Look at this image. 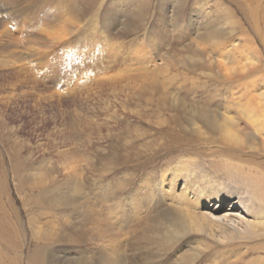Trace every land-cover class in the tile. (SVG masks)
Listing matches in <instances>:
<instances>
[{"label": "rangeland", "instance_id": "obj_1", "mask_svg": "<svg viewBox=\"0 0 264 264\" xmlns=\"http://www.w3.org/2000/svg\"><path fill=\"white\" fill-rule=\"evenodd\" d=\"M30 1L12 7L19 13L15 22L0 11V22L13 34L10 42L24 53V62L13 60L15 69L0 65V264H109L108 258L119 255L124 264H254L253 257L239 256L246 253L239 246L245 242L222 239L213 230L190 231L185 219L150 190L182 159H192L189 170L221 181L220 160L235 163L262 156L260 132L243 120L240 109L248 100L264 107V0H104L98 20L105 34L128 44L139 41L138 52L148 51L151 59L146 61L157 65L135 71L141 67L132 64L134 69L127 67L115 88L102 80L97 85L88 74L83 77L95 75L100 67L86 65L90 48L81 45L80 35L63 45L69 53H86L84 62L83 55L70 64L62 61L67 53L60 45L42 54L49 58L43 57L44 72L39 70L42 61L31 62L36 56L26 58L27 36L45 27L46 13H59L63 4L86 20L102 0ZM45 2L49 9L34 14L36 3L44 8ZM26 11L35 17L25 22L19 16ZM123 23L120 33L115 26ZM113 27L116 31L109 30ZM128 48L121 54L125 52V62L114 56L119 72L133 63ZM145 72L151 74L149 83L138 77ZM75 78L80 82L73 86ZM50 93L56 94L51 98ZM114 110L125 119L118 125L109 119ZM226 114L239 143L223 141L220 123ZM171 136L180 140L172 143ZM206 207L201 210L220 214L228 205L213 212ZM232 211L248 218L237 206ZM169 221L180 222L178 233H171Z\"/></svg>", "mask_w": 264, "mask_h": 264}, {"label": "bare ground", "instance_id": "obj_2", "mask_svg": "<svg viewBox=\"0 0 264 264\" xmlns=\"http://www.w3.org/2000/svg\"><path fill=\"white\" fill-rule=\"evenodd\" d=\"M21 1L22 0H0L1 15H3L6 18H9L13 22H15L16 21V19H15L16 14H19V13H17L18 11H16L12 7H14V5L17 7L19 2H21ZM103 2H104V0H102L99 3V5L93 10V12L91 14H89V17H87L86 20H84V17L80 13V11H78L77 9L72 10V9L68 8V6L64 7V6H62L63 4L61 5V3H60L61 8L60 9L58 8L60 10V12H59L60 14L59 13L56 14L54 12L53 13H46V14H48V17H44L43 16V18H45V23L47 22L45 27L41 28V29H36L34 31L32 30L33 31V32H31L32 34L27 36L28 37L27 38V43H29V44L26 45V49H27L26 50V53H27L26 54V58H28L30 56H34V57L36 56V61L31 60V62L32 63H36V62H41L42 61L41 63H38V64L42 65L41 67H39V70H43V72H44L46 69H48V68H46V66H47L46 64H47V60L49 58H48V55L45 54V56H47L45 59L48 58L45 61V59L43 58L45 56H43L42 54L46 53V51L50 50L51 48L60 45L62 52H66L67 53V54H64L62 56V58H61L62 61L68 62L70 64L71 61H73V59L74 60H76L77 58L81 59L82 55H83L84 57L81 59V61L84 62L85 60H83V59H85V57H87L86 53H84V54L80 53L79 49H78L79 50L78 52L76 50L72 49L71 52L69 53V52H67V50H69L70 48L68 46H64L63 45L65 43H68L70 41L71 37L73 38L75 36H79L80 35L79 36V41H80V43L82 42L81 45L84 48H88V47L90 48V52L88 50H86V49L82 51V52H87V51L89 52V54H87L89 61L87 59L88 64H86V65H89L90 62H93V63H95V64H93V66L98 65L100 67L99 69H102V70H99V69L97 70L96 69L97 72H96L95 75H90L89 74L90 72L82 73V75L84 77L85 75L88 74L87 76L88 77L89 76L92 77L91 79H94V82L96 81L95 83L98 82L97 85H102L101 82H99V81L102 80V81H107V83H109V85L111 84V86H114L113 88H115V85L120 83L119 80H121L122 77L124 76L123 73H125V69H127V67L130 68L129 66H131V68H133L135 66H140L141 68H139V69H134V68L133 69L135 71L142 69V71H143V70H146V68L151 66V65L152 66L156 65V64H154L153 60H152V62L151 61H149V62L146 61V59H145L146 57L150 58L148 56V54H150V53H147L148 51L145 52V53H141V54L138 52L139 51L138 49L141 47L140 46L141 44L140 45L138 44V43H140L139 41H133V42L128 44V43L121 42V41H124V40H120L119 41V39H115L114 36L113 37H109L108 35L105 34V31L101 29L102 27H100L101 24L99 25V20H98V16L100 14V9L102 7ZM135 3H137V2H135ZM128 4H130V3H128ZM36 5H38V9L36 10V12L34 14L41 13V9H43V11L45 9H49V7H47V5H46V2H45L44 8H41V7H43V4H41V3H36ZM137 5H138V3H137ZM255 6H257V5H255ZM19 10L21 12V9H19ZM256 10L257 9L255 8V11ZM137 11H138V9H137ZM34 14L30 15L28 13V14H26L24 16V13H21V15L19 17L21 18V20L25 21V19H28L27 18L28 16H31L29 18V20L33 19L35 17ZM253 15H255V13H253ZM5 17H3V18L5 19ZM253 17H255V16H253ZM49 18H50V20H49ZM253 19H256V18H253ZM40 20H42V18H40ZM253 23H255V22H253ZM258 23L259 22H258V19H257L256 20V24H254V25H257ZM19 24H21V23H19ZM117 24H119V23H117ZM103 25L104 24H102V26ZM262 25L264 26V19L262 21ZM11 26H13V25H11ZM14 26L18 27V24L14 25ZM125 27L126 26H125L124 23L115 26L116 29H119L120 33H121L122 30H124ZM258 27H259V25H258ZM109 30L116 31L114 29V27L109 29ZM15 31L17 32L18 30H15ZM24 31H26V30H24ZM114 33H116V32H114ZM12 35L13 34L10 31H8L7 27L4 26L0 22V65H2L4 68H7V69L14 68L13 64H15V63H13V60H16V61L20 60V61L24 62L23 56H21V54H24V53L17 52L18 50L16 51V45H14V43L10 42L11 39H9V38ZM21 41L22 40H20L18 42H21ZM18 42H17V44H18ZM234 43H235V41H234ZM126 45L129 46L130 52H131V56L130 57L128 56L129 58L128 57L127 58L128 59L131 58V62H133V63H129L130 65L127 64L125 66H122V68H121L122 71L119 72V71H117V69H114V63H116L115 61L119 60V59H122V61H124V62L126 61V60H123L124 56H125V52H124V55L121 56V54L123 52V49L125 48ZM82 46L78 45V47H82ZM66 48H69V49H66ZM19 49H20V47H19ZM110 50H112L111 55H109V56L107 55L103 59L101 57V55H104L103 53H106L107 51L109 52ZM19 51H22V50H19ZM144 51H146V50H144ZM223 52H225V51H223ZM38 54H40L41 56H39ZM91 54H92V56H91ZM27 55H29V56H27ZM245 55H247V54H245ZM114 56H116L118 59L114 60ZM221 56H224L226 58L228 57V55L226 53H222ZM247 56H249V55H247ZM94 57H101V58H96V61H95V60H93ZM134 58L137 61H135ZM68 60H70V61H68ZM249 60H250V57L248 59L242 61L243 62L242 65L246 61L249 62ZM43 61H44V63H43ZM253 62L255 63L256 60L253 61ZM209 63H210V61H209ZM132 64H134L135 66L132 65ZM223 64L224 63L222 61L220 63V66H221V69L223 70L224 74H226V66L223 65ZM10 65H12V66H10ZM147 65H149V66H147ZM262 67L264 68V66H262ZM28 68H30V66ZM244 70H245V68H244ZM244 70L242 69L241 71H244ZM112 72H114L113 76H111V74H113ZM221 74H222V72H221ZM150 75L151 74H149V73L146 74V72H145V74H142V75L140 73V75L138 77H141L142 78L141 80L147 82V80H148L147 76L150 77ZM81 79H82V77H81ZM152 81H154V80H152ZM79 82H80V78H77L76 80L73 81L72 85L76 86V85H78ZM130 83H132V82H130ZM147 83H149V82H147ZM23 85H22V87H23ZM127 85H130V84H127ZM21 88H19V89H21ZM57 91H59V90H57ZM55 94L56 93H50L49 97L52 98L53 95H55ZM151 95L152 94H150V97H151ZM172 96H173V98H175V95H172ZM39 97H40V95H39ZM114 97H115V94H114ZM262 102H264V100H262ZM254 104L252 103L251 100H248V102L243 105L244 108L242 107L243 109L242 110L240 109V111H241L240 113L242 115L241 117L243 118V120H246L248 124H250L251 126L255 127V129L260 132L258 134H260L259 137H261V139H262L260 141H262V144L264 146V107L257 108L258 106L254 105ZM140 109H142V108H140ZM223 116H224V118H223L224 121L222 123H220V128H221V134H222L223 141L225 143H227L228 145H232L234 143L235 144L239 143L240 142L239 136L237 135V133L235 131H233V127L231 126V122L232 121L229 120L230 117H228L227 114L223 115ZM239 117H240V114H239ZM122 118L123 117H121L120 113H117L115 110H114V114H111L109 116V119L114 121V124H116V125H118L120 123V120ZM126 118H127V116H126ZM122 120H125V119H122ZM156 124H157V122H156ZM117 127H119V126H117ZM253 131H254V128H253ZM247 133H248V131H247ZM170 140L173 143V142H176V141H178L180 139L177 136H173L172 138H170ZM217 144H219V143L217 142ZM226 147H228V146H226ZM262 149H263V147H262ZM217 151H219V150H217ZM242 151H244V150H242ZM261 153H262V156L261 155L259 156V155L255 154L257 156L254 157V155H251V157H250L251 160H249V159H247V160L236 159V161L234 160L235 163H229L227 161L225 163H223V161L220 160L218 165H222L223 170H224L222 172L223 173V179L221 181H214V179H212V180L211 179H206L208 177V176H206V174L205 175L199 174V173L197 174V173H195L194 169L189 170L188 168H189V165H190L192 159H189V160L187 159L186 161H183V159L181 158L182 159L181 162L176 163L177 162V160H176V162H175L176 164L175 165H173L168 170H166V172L163 171L164 173H162L159 182L157 183L156 186H154L156 188L153 187L154 190L152 189V190H150V192L152 194H154L155 192H158L160 194V196L162 197V199H163L162 201H166V203H169V204H166L165 206L168 205L169 208H171L175 212V215L180 216L183 219H185L184 222H186L187 227L188 226L191 227L190 231L193 230V232L196 231V232H201V233L202 232L203 233L204 232L209 233L208 230H213L216 234H220L219 237L220 238L222 237V239H225V240H230L231 239L233 241L234 240H240V241L242 240L245 243L241 242V243H239V246L241 244L242 248H246V249H243V250H246L245 251L246 253H243V252H242L243 254L240 253L239 256L241 257V259L243 257H246V256L253 257L252 259H250V262H253L254 264H264V160L260 161L262 159V157L264 158V156H263L264 155L263 154L264 150L263 151L261 150ZM214 155L215 154H213V156ZM71 162H72V160H71ZM86 163H87V161H86ZM182 163L184 164V166H183ZM180 164H182L181 167H179ZM68 169H70V170L72 169L71 172L74 170L72 167H70V168L68 167ZM73 173H74V171H73ZM77 178H78V176H77ZM199 182L200 183H205L206 186L210 187L211 189H208L209 192L208 191H204L203 188H199L200 187L198 185ZM231 184L233 186L232 189L229 188ZM147 185H149L148 182H146V186ZM209 185H211V186H209ZM119 186L122 187V183ZM165 186H167V188ZM73 188H75V187H73ZM76 188H77V190L81 189L79 187H76ZM74 193L76 195H80L83 199L86 198L82 194V192L79 193V191H77V193H76L74 191ZM225 203L228 205V207H227V209L225 210L224 213L220 212V214H214V213H209V212H205V211L201 210L202 206H204V207L207 206L205 210H208V208H210V210H212L211 212L216 211L217 208L219 210H220V208H221V210H223L221 205H223ZM236 206L238 208H240V209L245 210L246 213L243 214V215H245L248 218H244L241 215L238 218L232 211L234 208L236 209ZM118 207H122L121 204H118ZM152 210H153V208H152ZM97 211H99V210H97ZM93 217L95 218V215ZM175 222H177V221H175ZM175 224L176 223H171V222L168 224L169 228L171 229V233H173V234L174 233H178L177 229H179L180 228L179 226H181L180 222H179V226H178V224H176V225ZM96 227L97 226H95V228ZM97 228L101 231L100 233L108 232L107 229L105 231H103L101 226H98ZM97 228H96V230H97ZM240 228L242 229V233H238V231H237V229H240ZM184 230H185V228H184ZM93 232H95V230ZM96 232H99V231H96ZM168 232H170V231H168ZM210 233L212 234L213 232L211 231ZM114 234H115V232H114ZM94 237L96 239L97 235L94 236ZM102 237H104V236H102ZM113 237H115V235ZM92 238H93V236H92ZM117 238L118 239H116V240H120L119 237H117ZM100 240L101 239H99V241ZM103 242H105V241H103ZM112 242H114V241H112ZM100 243L102 244V242H100ZM100 243H99V246H100ZM124 244H125V242H124ZM105 245L109 246L110 244L105 242ZM106 246L105 247L103 246V247L106 248ZM112 246L113 245L111 244L110 247H112ZM100 248H101V246H100ZM115 251H116V249H115ZM115 251H114V253H116ZM238 254H239V252H238ZM122 258L123 257L121 255L116 256L115 259L110 257V258H108V261L106 260L105 262H107L109 264H112V263H114V264H124V260ZM98 261H100V260H98ZM102 261H103V259H102Z\"/></svg>", "mask_w": 264, "mask_h": 264}]
</instances>
